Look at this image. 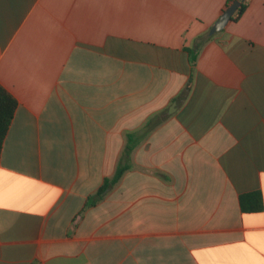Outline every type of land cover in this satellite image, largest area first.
Returning <instances> with one entry per match:
<instances>
[{
    "label": "crops",
    "instance_id": "1",
    "mask_svg": "<svg viewBox=\"0 0 264 264\" xmlns=\"http://www.w3.org/2000/svg\"><path fill=\"white\" fill-rule=\"evenodd\" d=\"M228 2L0 0V264H264V0L201 44Z\"/></svg>",
    "mask_w": 264,
    "mask_h": 264
},
{
    "label": "trees",
    "instance_id": "2",
    "mask_svg": "<svg viewBox=\"0 0 264 264\" xmlns=\"http://www.w3.org/2000/svg\"><path fill=\"white\" fill-rule=\"evenodd\" d=\"M236 0H229L226 9ZM246 4L242 2L239 9L236 11L233 20L238 19L240 15L244 12ZM213 35L208 33L202 36L200 39L201 44H204ZM186 93V92H185ZM18 103L17 100L3 87L0 85V158L3 149V144L5 138L8 134L11 122L15 115ZM124 170H119L117 176L114 179L105 180L104 184L98 191V197H100L104 192H106L111 186L112 182L118 181ZM240 205L245 212H257L263 209V197L260 192H253L249 194L242 195L240 197Z\"/></svg>",
    "mask_w": 264,
    "mask_h": 264
},
{
    "label": "water",
    "instance_id": "3",
    "mask_svg": "<svg viewBox=\"0 0 264 264\" xmlns=\"http://www.w3.org/2000/svg\"><path fill=\"white\" fill-rule=\"evenodd\" d=\"M244 0H236L234 1L222 14L221 16L217 19V21L214 23L210 30V34L214 35L220 31H222L229 22L232 21V17L236 13V11L239 9L241 6L242 2Z\"/></svg>",
    "mask_w": 264,
    "mask_h": 264
}]
</instances>
